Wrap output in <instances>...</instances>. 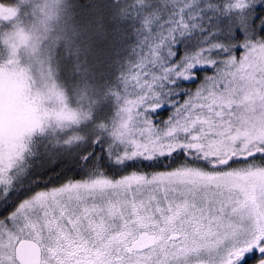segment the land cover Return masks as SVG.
<instances>
[{"label":"snow or ice","instance_id":"1","mask_svg":"<svg viewBox=\"0 0 264 264\" xmlns=\"http://www.w3.org/2000/svg\"><path fill=\"white\" fill-rule=\"evenodd\" d=\"M112 2L113 39L127 38L125 23L135 37L105 93L117 110L91 136L69 129L49 141L87 143L80 179L43 173L21 183L49 118L89 119L43 109L28 83L31 73L41 86L45 41L67 47L89 25L62 21L61 0H43L33 66L14 58L22 31L5 41L0 264H264V0ZM17 17L0 3V20L24 22ZM48 59L47 93L63 105Z\"/></svg>","mask_w":264,"mask_h":264},{"label":"trees","instance_id":"2","mask_svg":"<svg viewBox=\"0 0 264 264\" xmlns=\"http://www.w3.org/2000/svg\"><path fill=\"white\" fill-rule=\"evenodd\" d=\"M8 1L0 0V3L7 6ZM79 2L80 6L84 7L86 25L95 23L93 32L88 34L91 42L88 41L86 49L89 55L86 56L89 59L88 67L91 66L95 71L88 77L89 80H93L89 93L91 118L75 131L91 136L94 126L99 123H108L117 110L114 98L110 95L106 96L105 93L107 89L118 85L119 71L125 58L130 56V46L135 43V37L131 35L132 29L125 23L121 27L126 30L127 38L123 41L113 39L111 31L115 24L110 19L114 12L112 0H79ZM97 17L101 19L98 21ZM92 18L96 21H92L94 20ZM3 29L6 28L3 27ZM68 94L69 98L73 99L71 91ZM162 115L165 114L162 113ZM55 138L51 135L33 138L30 146L35 154L26 160L28 167L26 174L21 177V183L26 184L31 178L43 173H48L50 176L63 173L74 179L81 178V169L78 166L79 153L86 148L87 143L62 148L49 143Z\"/></svg>","mask_w":264,"mask_h":264},{"label":"clouds","instance_id":"3","mask_svg":"<svg viewBox=\"0 0 264 264\" xmlns=\"http://www.w3.org/2000/svg\"><path fill=\"white\" fill-rule=\"evenodd\" d=\"M43 0H30V4L27 5L30 8L29 15L24 19L23 23H20L18 20H13L11 27L9 29H3V23L10 22L9 20H0V54L4 55V59L0 60V63H6L7 58L12 55L11 48L9 44L5 41L8 40L10 35H14L18 31H22L23 35L27 38L23 43H20L17 50L16 56L14 57L17 61L27 60L28 64L21 63V66L32 67L35 62V55L32 52L31 45L33 42V32L36 31V34H39L38 22L42 19L39 6L42 5ZM17 5L21 4V0H17ZM11 7H17L15 5H9ZM60 16L62 21H67L71 13L72 3L71 0H61L60 4ZM18 8V7H17ZM35 9V11H33ZM72 23V21H69ZM51 27L55 29L56 23L53 22ZM54 37L56 32L53 31L49 34ZM51 40L45 41L41 46V51L43 55L40 58V63L36 64V67L39 69L38 75L40 77L41 86L36 87L35 81L30 79L28 81L30 94L33 97H36L39 100L40 106L43 109H46L50 112H58L62 107H66L73 112H77L79 117L80 112H90L89 109V93L91 86L86 80L83 79L87 68L85 66V61L83 55L86 51V47L82 45L78 37L75 38L73 44L65 47L64 41H59L55 44L54 47L51 46ZM77 45L79 46V51H75ZM63 53L62 58L72 61V70L71 75L80 77L79 80L70 85L72 97L76 100V106H70L69 104V94L65 86L62 83L58 82L59 74V60L61 59L60 53ZM49 55H51V65L56 68L55 76L53 77L55 83L57 84L58 90L64 94V104L61 105L54 98H49L47 93V83L48 81V72H49ZM78 66V69H77ZM91 118V113L88 120H80L79 123L65 120L57 121L55 119L49 118L47 121V130L48 134L52 137H58L62 134L63 131L69 129H78L82 124L87 123Z\"/></svg>","mask_w":264,"mask_h":264},{"label":"rangeland","instance_id":"4","mask_svg":"<svg viewBox=\"0 0 264 264\" xmlns=\"http://www.w3.org/2000/svg\"><path fill=\"white\" fill-rule=\"evenodd\" d=\"M72 3V8H71V13L70 16L72 17V22L73 23H78V26L81 29H84L86 26V17L85 15V11H84V7L80 6V2L79 0H71ZM7 6L9 5H15L18 7V19L24 20L28 15H29V11L30 8L27 5H17V0H9L8 3L6 2ZM94 19V18H92ZM92 21H96V19L92 20ZM14 21H10L8 23H3V27L6 29H9L11 27V23ZM94 25L95 23L92 22V24L89 26V28H87L85 31H81L80 35L78 36L79 41H82V45L86 47L87 49V45H88V41L91 42V39H88L89 36L88 34H91L94 30ZM61 55V59L59 60V74H58V82L62 83L63 86H65V88L67 89L68 93L69 91H71V87L70 85L73 84L74 82H76L77 80L80 79V77L78 76H73L71 75L70 72V68L72 66V61L70 59H63V53L61 51L60 53ZM89 56L87 55L86 51L83 55V59L85 61V66L87 68V72L85 73L83 79L86 80L88 82V84L91 86L93 80L92 79H88V77H90L93 73V71H95L91 66L88 67V61L89 59L86 57ZM5 57L4 55L0 56V60H3ZM76 100L70 99L69 98V104L70 106H76Z\"/></svg>","mask_w":264,"mask_h":264}]
</instances>
